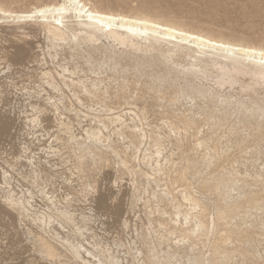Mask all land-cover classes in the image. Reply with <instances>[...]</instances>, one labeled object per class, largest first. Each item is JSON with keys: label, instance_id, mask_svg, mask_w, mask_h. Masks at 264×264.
Masks as SVG:
<instances>
[{"label": "rangeland", "instance_id": "1", "mask_svg": "<svg viewBox=\"0 0 264 264\" xmlns=\"http://www.w3.org/2000/svg\"><path fill=\"white\" fill-rule=\"evenodd\" d=\"M49 1L52 0H0V7L16 10ZM85 1L105 10L150 16L214 37L264 47V0ZM3 21L0 19V26ZM0 28V264H86V260L99 264V260L105 257L106 262V256L111 254L121 264H149V256L159 258L163 264H191L197 254L208 258L212 244L223 242L229 234L228 230L224 233V229L238 232L235 226L242 229L240 231L247 229L254 245L247 247L241 237L235 238L236 233L227 244L254 251L248 252V259L239 252L232 254L229 264H264V201L261 200H264L261 196H264V148L250 142L252 128L240 125L242 117L254 107L252 98L264 99V90L258 89L252 94L238 85L219 87L214 81L216 68L211 62L201 61V65L207 66L206 75L183 71L195 57L176 52L173 57L164 58L158 51H150L148 44L139 39L128 46L103 37L95 47L65 42L50 49L43 33L9 26ZM93 81L99 86L102 101L82 92V86ZM194 87L203 88L230 106L228 120L217 126L220 130L212 127L214 119L201 124L199 133L183 129L175 133L162 125L167 117L177 114L191 115L198 120L204 118L195 104L208 105V97L192 100L178 93ZM137 96L139 99L135 100ZM169 96L175 99L171 103L167 101ZM143 107L145 112L141 110ZM117 115H121V120L115 122ZM132 124L143 131L144 140L118 130L122 125ZM238 127L240 134L231 136L230 132ZM92 130L100 133L99 139L90 136ZM193 134L196 137L209 134L210 145L193 148L196 138ZM80 154L85 156L83 160ZM122 160L127 165L123 166ZM186 166L189 170L183 181L194 179L192 184L190 180L174 181L172 177ZM125 169H129L128 172ZM209 173L211 175H206ZM223 173L235 179L228 195L230 202L257 195L259 206L256 209L243 205L225 223H229L227 227L221 223L219 227L216 225L218 228L193 235L190 229L195 219L185 220L183 213L194 206L183 200L182 191L185 188L197 199L200 196L199 205L193 211L204 212L202 218L207 217L204 220L210 227L212 221L216 224L218 197L209 188L204 191L202 185ZM260 189L263 192L258 194ZM202 201L209 204L205 207ZM13 204L21 207L13 208ZM187 233H191L190 236ZM39 238L55 246L54 258L44 252ZM77 247H80L81 257L74 254Z\"/></svg>", "mask_w": 264, "mask_h": 264}, {"label": "bare ground", "instance_id": "2", "mask_svg": "<svg viewBox=\"0 0 264 264\" xmlns=\"http://www.w3.org/2000/svg\"><path fill=\"white\" fill-rule=\"evenodd\" d=\"M0 19L4 20L3 25L0 27H5L9 26L12 28H21L24 30H30L33 32H40L43 33L45 36L48 46H50V49H53L57 45H61L65 42L69 44H81L84 43L88 46L95 47L96 43L101 40L103 37L105 38H110L115 42H118L121 45H134L135 42L139 40L145 41L148 45V48L150 51H158L160 55L164 56V58L168 57H173L174 53L176 52H184L188 56H193L195 57V60L193 62H190L188 66L183 68V71L195 73V74H201V75H206L208 74L207 66L201 65V61L206 59L207 61L211 62V65L213 68H216L215 75H214V81L219 87L229 85V86H235L238 85L241 87L243 91H246L248 93H255L258 91V89L264 90V47L262 46H257L253 44H247V43H242L238 41H233L229 39H224L221 37H214L208 34H204L202 32L186 28L174 23L162 21L150 16H144V15H136V14H127L123 12H113L111 10H105L99 7H96L94 5H90L88 2L85 0H52L49 2H45L42 4H37L31 8H19V9H7L5 7H0ZM1 29V28H0ZM23 34V33H22ZM1 35V32H0ZM26 35V34H25ZM27 36V35H26ZM24 37V36H23ZM19 38V37H18ZM19 40V39H18ZM20 41V40H19ZM22 41V40H21ZM10 42V41H8ZM66 43V44H67ZM36 44V43H35ZM68 44V45H69ZM165 48H162L164 47ZM59 47V46H58ZM48 48V47H47ZM147 48V47H146ZM31 49V48H30ZM49 49V50H50ZM21 50V49H20ZM42 51V50H41ZM46 51V48H45ZM16 52V51H15ZM47 53V52H46ZM51 54V53H50ZM20 55V54H19ZM42 55V54H41ZM40 55V56H41ZM49 55V54H48ZM27 56V55H26ZM52 56V55H51ZM50 56V57H51ZM19 57V56H17ZM42 57V56H41ZM44 57V56H43ZM48 57V56H47ZM54 58V56L52 57ZM9 61V60H8ZM43 61V60H42ZM45 61V60H44ZM41 62V61H40ZM7 63V62H6ZM9 64V63H8ZM53 64V63H52ZM18 65V64H17ZM20 66V65H18ZM61 69V68H60ZM64 69V68H63ZM67 70V68H66ZM65 71V70H64ZM47 72V71H46ZM49 72V71H48ZM47 72V73H48ZM67 72V71H65ZM62 73V72H61ZM59 74V73H58ZM212 75V74H210ZM47 76V75H46ZM51 76V74H50ZM65 77V76H64ZM69 77V76H67ZM51 78V77H50ZM63 78V77H62ZM71 78V77H70ZM69 78V79H70ZM82 78V77H81ZM66 79V78H65ZM96 80V79H95ZM63 82V81H61ZM71 82V81H70ZM73 82V81H72ZM147 82V81H146ZM51 83V82H50ZM55 83V82H53ZM102 83V82H101ZM128 83V81H127ZM133 84V83H132ZM131 84V85H132ZM57 85V83H56ZM60 85V84H59ZM65 85V84H64ZM73 85V84H72ZM71 85V86H72ZM29 86V85H28ZM68 86V85H67ZM120 86V85H119ZM135 86V85H134ZM142 87V85H140ZM58 87V86H57ZM77 87V85H76ZM98 84L96 81H93L90 85L88 86H82L84 90L82 92H85L90 98L95 99L97 101H100V97L103 95L98 91ZM129 87V86H128ZM151 87V86H150ZM153 87V86H152ZM108 88V87H107ZM106 88V89H107ZM122 88V87H121ZM138 88V87H137ZM140 88V87H139ZM59 89V87H58ZM72 89V88H71ZM105 89V87H104ZM134 89V88H133ZM148 89V87H147ZM153 89V88H152ZM214 89V88H213ZM120 90V89H119ZM132 90V89H131ZM75 91V90H74ZM77 91V90H76ZM126 91V90H125ZM133 91V90H132ZM140 91V90H139ZM142 91V90H141ZM149 91V90H148ZM79 92V91H78ZM77 92V93H78ZM129 92V91H127ZM131 92V91H130ZM156 92V91H155ZM76 93V94H77ZM106 93V91H105ZM115 93V92H114ZM113 93V94H114ZM119 93V92H118ZM123 93V92H122ZM139 93V92H138ZM160 93V92H159ZM178 93H181L187 97H190L192 100L197 99L198 97H208L209 98V103L206 106H202L200 104H195V107H197L198 111L203 112L204 118L202 119H197L196 117H193L191 115H182V116H177V115H172L170 118L167 117L162 125L165 127L170 128L175 133H179L181 129L187 131L189 133V130L193 131H200L201 129V124L209 123L210 120L214 119L216 122L212 126L213 128L216 126L219 127L223 123H225L228 120L229 116V111H230V106L225 104V101L221 100L217 96L208 94L207 91H205L201 87H194L192 90L191 89H181L179 90ZM107 94V93H106ZM120 94V93H119ZM132 94V93H131ZM157 94V93H156ZM155 94V95H156ZM163 94V93H162ZM46 95V94H45ZM102 95V96H101ZM140 95V94H139ZM148 95V94H147ZM164 96V95H163ZM115 97V96H114ZM118 97V96H117ZM123 97V96H122ZM160 97V96H159ZM166 97V96H165ZM177 97V95H176ZM222 97V96H221ZM42 98V97H41ZM78 98V97H77ZM129 98V97H128ZM144 98V97H143ZM146 98V97H145ZM163 98V97H162ZM108 99V98H107ZM139 99L138 96L135 97V100ZM150 99V98H149ZM154 99V98H153ZM160 99V98H159ZM165 99V98H164ZM224 99V98H223ZM229 99V98H228ZM82 99H80L81 101ZM103 100V99H102ZM101 100V101H102ZM111 100V99H110ZM128 100V99H127ZM126 100V101H127ZM156 100V99H155ZM175 100L173 97L169 96L168 100L170 103ZM177 100V99H176ZM231 100V99H230ZM153 101V100H152ZM85 102V101H84ZM96 102V101H95ZM128 102V101H127ZM137 102V101H136ZM141 102V101H140ZM81 103V102H80ZM100 103V102H99ZM103 103V102H102ZM105 103V102H104ZM108 103V102H107ZM158 103V102H157ZM166 103V102H165ZM164 103V104H165ZM191 103V102H190ZM237 103V102H236ZM111 104V103H110ZM143 104V102H142ZM146 104V103H145ZM144 104V105H145ZM149 104V103H148ZM153 104V103H152ZM151 104V105H152ZM162 104V103H161ZM242 104V103H241ZM245 104V103H244ZM243 104V105H244ZM107 105V104H104ZM118 105V104H117ZM124 105V104H123ZM136 105V104H135ZM155 105V104H154ZM169 105V104H168ZM116 106V105H115ZM235 106V105H234ZM241 106V105H240ZM252 106L253 109L250 111L249 114L244 115L240 121V125L243 128H252L253 130V139L250 140L253 145L255 146H262L264 148V99L259 100L252 98ZM54 107V106H53ZM108 107V106H107ZM110 107V106H109ZM138 107V105H137ZM140 107V106H139ZM165 107V106H164ZM103 108V107H102ZM44 109V108H43ZM90 109V108H89ZM101 109V108H98ZM104 109V108H103ZM111 109V108H110ZM112 109L115 110V108L112 107ZM141 108V110H143ZM240 109V107H239ZM248 109V107H247ZM97 110V109H96ZM126 110V109H125ZM148 110V108H147ZM166 110V109H165ZM128 111V110H127ZM139 111V110H138ZM144 111V110H143ZM167 111V110H166ZM112 112V111H111ZM120 112V111H119ZM145 112V111H144ZM147 112V111H146ZM171 112V111H170ZM173 112V111H172ZM171 112V113H172ZM182 112V110H181ZM247 112V111H246ZM145 114V113H144ZM199 114V113H198ZM113 115V114H112ZM115 115V114H114ZM169 115V114H167ZM146 116V115H145ZM202 116V115H201ZM114 117V116H113ZM124 117V116H122ZM143 117V115H142ZM115 118L116 121L121 120V115H117ZM146 118V117H145ZM114 120V119H113ZM133 120V119H132ZM52 121V120H51ZM104 121V120H102ZM112 122V120H111ZM107 124V123H106ZM212 124V123H211ZM210 124V125H211ZM120 125V124H119ZM204 125V124H203ZM209 125V126H210ZM105 126V125H104ZM230 126V125H229ZM65 127V126H64ZM205 127V126H204ZM144 128V127H143ZM208 128V127H207ZM212 128V129H213ZM227 129V128H226ZM66 130V129H65ZM119 131L121 133H127L130 134L132 137L137 138L138 140L142 141L144 140V133L143 131L138 127L136 124L132 125H125V126H120ZM215 130V129H214ZM220 130V129H218ZM117 131V130H116ZM192 131V132H193ZM229 131V130H228ZM231 131V130H230ZM244 131V130H243ZM246 131V130H245ZM90 132V131H89ZM214 132V131H213ZM212 132V133H213ZM222 132V131H221ZM241 132V128H234L231 133V136H238ZM195 133V132H194ZM201 133V132H200ZM227 133V132H226ZM225 133V134H226ZM126 134V135H127ZM211 134V133H210ZM125 135V134H124ZM192 135V134H191ZM220 135V134H219ZM90 136L94 139H99L100 133L98 131L92 130L90 132ZM129 136V135H128ZM146 136V135H145ZM183 136V135H182ZM193 136H195L193 134ZM9 137V136H8ZM126 137V136H125ZM150 137V136H149ZM188 137V136H187ZM196 137V136H195ZM226 137V136H225ZM241 137V136H240ZM102 138V137H101ZM130 138V136L128 137ZM152 138V137H151ZM185 138V137H184ZM191 138V137H190ZM231 138V137H229ZM238 138V137H237ZM154 139V138H152ZM160 139V138H159ZM187 139V138H185ZM189 139V138H188ZM187 139V140H188ZM211 139V136L208 134V136H203V137H196L193 142V148L194 147H204L207 144H209ZM213 139V138H212ZM245 138H243L244 140ZM130 140V139H129ZM155 140V139H154ZM180 140V139H179ZM178 140V142H179ZM186 140V141H187ZM219 140V139H218ZM242 140V141H243ZM99 141V140H98ZM137 141V140H136ZM158 141V140H156ZM183 141V140H182ZM180 141V142H182ZM217 141V139L215 140ZM155 142V141H154ZM132 143V142H131ZM135 144V142H133ZM133 143L131 145H133ZM189 143V142H188ZM218 143V141H217ZM235 143V142H234ZM241 142L238 140V144ZM248 143V141H247ZM103 144V142H102ZM143 144V143H142ZM176 144V142H175ZM236 144V143H235ZM89 145V144H88ZM110 145V143L108 144ZM210 145V144H209ZM213 145V144H212ZM217 145V144H216ZM215 145V146H216ZM223 145V144H222ZM242 145V144H240ZM74 146V145H73ZM86 146V145H85ZM104 146V145H103ZM184 146V145H183ZM221 146V145H220ZM237 146V145H236ZM246 147L248 145H245ZM251 146V145H250ZM88 147V146H87ZM182 147V146H181ZM189 147V146H188ZM210 147V146H209ZM229 147V146H228ZM254 147V146H253ZM97 148V147H95ZM107 148V147H106ZM160 148V146H159ZM217 148V146H216ZM215 148V149H216ZM233 148V147H232ZM245 148V147H244ZM80 149V148H79ZM138 149V148H136ZM179 149V148H178ZM199 149V148H198ZM221 149V148H220ZM81 150V149H80ZM89 150V148L87 149ZM86 150V151H87ZM96 150H101L96 149ZM139 150V149H138ZM149 150V149H148ZM154 150V149H153ZM160 150V149H159ZM162 150V149H161ZM182 150V149H180ZM214 150V149H213ZM245 150V149H244ZM262 150V149H261ZM150 151V150H149ZM157 151V150H156ZM193 151H197L194 150ZM191 151V152H193ZM238 151V149H237ZM242 151V150H241ZM92 153V151H90ZM100 152V151H99ZM122 151H120L121 153ZM181 152V151H180ZM210 152V151H209ZM216 152V151H215ZM81 153V152H80ZM84 153V151H83ZM117 153V152H116ZM157 154H160L159 151L156 152ZM184 153V152H183ZM189 153V150H188ZM95 155V153H93ZM124 155H127L123 153ZM182 154V153H181ZM240 154V152H239ZM80 154L79 156H81ZM150 155V154H149ZM156 155V154H154ZM193 155V154H192ZM232 155V154H231ZM241 155V154H240ZM90 156V154H89ZM92 156V155H91ZM99 160H100V155H98ZM108 156V153L106 154L105 157ZM148 156V155H147ZM160 156V155H159ZM194 156L195 153H194ZM85 157V156H84ZM82 157V160L84 159ZM188 157V155H187ZM204 157V156H203ZM202 157V158H203ZM221 157V156H220ZM234 157V155H232ZM259 157V156H258ZM95 158V156H94ZM201 158V157H200ZM226 158V157H225ZM229 158V157H228ZM227 158V159H228ZM240 158V156H239ZM103 159V158H102ZM122 159H125L122 157ZM127 159V157H126ZM223 159V158H221ZM261 159V158H260ZM80 160V161H82ZM106 160V158H105ZM108 160V158H107ZM188 160V159H186ZM186 160L184 162H186ZM190 160V159H189ZM193 160V158H192ZM204 160V159H203ZM211 160V159H210ZM220 160V159H218ZM217 160V162H218ZM234 160V159H233ZM93 161V159H92ZM95 161V160H94ZM128 161V160H127ZM196 161V159H195ZM121 162V161H120ZM159 162V161H158ZM204 163V161H202ZM221 162V161H220ZM218 162V163H220ZM123 163L122 165L124 166L127 162L122 160ZM130 163V162H129ZM128 163V164H129ZM190 162H188V165ZM200 163V162H198ZM214 164V161L212 162ZM217 163V164H218ZM80 164V163H78ZM148 164V162H147ZM160 164V163H159ZM187 164V163H186ZM194 164V161L192 162ZM206 164V163H205ZM127 165V164H126ZM182 165V164H181ZM178 166V165H177ZM210 166V165H209ZM128 168L127 166H125ZM135 167V166H134ZM176 167V166H175ZM185 167V165H184ZM181 172H178V175L176 177H172V179H176L179 182L183 180H186L185 177L188 175V168H184ZM215 167V166H214ZM220 167V166H219ZM161 168V167H160ZM178 168V167H177ZM191 168V166H190ZM204 168V167H203ZM206 168V167H205ZM110 169V168H109ZM133 169V168H132ZM180 169V168H179ZM188 169V170H187ZM222 169V168H221ZM83 170V169H82ZM127 170V169H125ZM129 170V169H128ZM127 170V172H128ZM175 170V169H174ZM132 171V170H131ZM129 171V172H131ZM209 171V170H208ZM140 172V171H139ZM142 172V171H141ZM176 172V171H175ZM202 172V171H201ZM213 171H211L212 173ZM216 172V170L214 171ZM229 172V171H228ZM196 173V172H195ZM203 173V172H202ZM211 173L206 174V175H211ZM143 174V173H142ZM141 174V175H142ZM218 174V173H217ZM139 175V176H141ZM174 175V174H173ZM214 175V174H213ZM2 176V175H1ZM143 176V175H142ZM141 176V178H142ZM152 176V175H151ZM190 176V174H189ZM206 177V176H204ZM212 177V176H211ZM245 177V176H244ZM191 178V177H189ZM204 179L203 177H200V179ZM236 178V177H235ZM239 178V177H238ZM237 178V179H238ZM248 178V177H247ZM201 179V180H202ZM206 179V178H205ZM236 179V180H237ZM174 180V181H176ZM190 180V179H189ZM187 180V181H189ZM194 180V179H191ZM190 180V182H191ZM200 180V181H201ZM233 175L228 173L224 175H214V178L206 180L205 185H202V188H205L208 190V188L218 197V203L217 208H216V224L214 221H212V226L206 225L208 223L205 222V218H202V212L197 211L194 212L193 210L199 205V198L200 196L195 197L193 194H190L191 192L186 191L184 188V191H182V197L183 200L190 201L191 204L194 206V208L189 211V212H182L183 217L185 220H188L190 217H193L195 219V222L191 227H188L190 231L193 233L197 232H204V231H209V229H214L218 228L219 225L223 226V223H227L229 218H232L235 216V214L240 210L243 205H248L253 206L256 208V206H259V198L254 196H251L250 198H245L243 200L236 199L233 202L228 200V195L233 186ZM240 180V179H239ZM253 180V179H252ZM108 181V180H107ZM173 181V182H174ZM185 181L184 183H186ZM203 181V180H202ZM250 181V180H249ZM259 181V180H258ZM182 182L180 184H182ZM190 182H188L190 184ZM235 182V181H234ZM243 182V181H242ZM257 182V181H256ZM114 183V182H113ZM176 183V182H175ZM199 183V182H198ZM203 183V182H202ZM200 182V184H202ZM238 183V182H237ZM245 183V182H244ZM249 183V182H248ZM246 183V186L247 184ZM253 183V182H252ZM258 183V182H257ZM188 184V185H189ZM192 184V182H191ZM194 184V183H193ZM197 184V183H196ZM243 184V183H242ZM185 185V184H184ZM186 185V187L188 186ZM237 185V184H236ZM251 185V184H250ZM181 186V185H180ZM179 186V187H180ZM201 186V185H200ZM243 186V185H242ZM249 186V185H248ZM258 186V185H257ZM262 186V185H261ZM102 187V186H101ZM125 187V186H124ZM183 187V186H181ZM185 187V186H184ZM189 187V186H188ZM190 187H192L190 185ZM195 188V187H194ZM241 188V187H240ZM243 188V187H242ZM249 188V187H248ZM259 188V187H258ZM105 189V188H104ZM188 189V188H187ZM191 190V189H190ZM203 190V189H202ZM209 190V191H210ZM249 189H247L248 191ZM252 190V189H251ZM257 190V189H256ZM209 191H206L208 193ZM255 191V190H254ZM263 192V190H259L257 192L258 194ZM169 192V191H168ZM201 192V191H200ZM203 192V191H202ZM201 192V193H202ZM252 192V191H251ZM250 192V193H251ZM211 193V194H212ZM244 193V192H243ZM246 193V192H245ZM254 193V192H252ZM98 194V193H97ZM179 194V193H178ZM203 194V193H202ZM210 194V195H211ZM237 194V193H236ZM255 194V193H254ZM204 195V194H203ZM249 195V194H248ZM251 195V194H250ZM206 196V195H205ZM209 196V195H207ZM213 196V194H212ZM236 196V195H235ZM247 196V194H246ZM264 197L263 195H261ZM215 197V199H216ZM261 197V198H262ZM113 198V197H112ZM181 198V196H180ZM243 198V197H242ZM94 199V198H93ZM97 200V199H96ZM202 200V199H201ZM262 201L263 198L261 199ZM5 201V200H4ZM181 202V201H180ZM203 202V201H202ZM205 202V201H204ZM203 202V203H204ZM28 203V202H27ZM183 203V202H181ZM246 203V204H245ZM248 203V204H247ZM262 203V202H261ZM18 204V203H17ZM17 204H13V208H16ZM176 204V203H175ZM204 203L203 205L205 206ZM179 205V204H178ZM202 205V203H201ZM250 205V206H249ZM20 206V205H18ZM17 206V207H18ZM125 206V205H124ZM203 206V207H204ZM263 207V204L261 205ZM21 207V206H20ZM189 207H191L189 205ZM206 207V206H205ZM245 207V206H244ZM261 207V209H262ZM12 208V209H13ZM177 208V207H176ZM180 208V207H178ZM248 208V209H249ZM260 208V207H259ZM20 209V208H19ZM25 209V208H22ZM202 209V207L200 208ZM208 209V208H206ZM252 209V208H251ZM257 209V208H256ZM16 210V209H15ZM180 210V209H179ZM183 210V209H182ZM189 210V209H188ZM246 210V209H245ZM243 210V212L245 211ZM19 211V210H18ZM21 211V209H20ZM19 211V212H20ZM185 211V209H184ZM206 211V210H205ZM208 211V210H207ZM206 211V212H207ZM23 212V211H22ZM247 212V210H246ZM249 212V211H248ZM18 213V212H15ZM24 213L27 214V211ZM251 213V212H250ZM23 214V213H22ZM209 214V213H208ZM19 215V214H18ZM21 215V213H20ZM25 215V214H24ZM206 215V214H205ZM204 215V216H205ZM211 215V214H210ZM207 215V216H210ZM239 215V214H237ZM22 216V215H21ZM105 216V215H104ZM215 216V215H214ZM245 216V215H244ZM20 217V216H19ZM182 217V218H183ZM211 218V217H210ZM209 219V217H208ZM37 220V219H36ZM41 220V219H40ZM191 219L190 221H192ZM211 220V219H210ZM43 221V220H42ZM41 221V222H42ZM218 221V222H217ZM226 221V222H223ZM188 222V221H187ZM211 222V221H210ZM230 222V221H229ZM40 223V222H39ZM49 223V222H48ZM219 223V224H218ZM190 224V222L188 223ZM229 224V223H228ZM227 224V225H228ZM44 225V224H43ZM216 225L218 227H216ZM225 224L223 227H227ZM191 226V225H190ZM221 226V227H222ZM238 226V225H237ZM174 228V227H173ZM231 228V227H230ZM236 230L238 232H235L234 229L233 231H230L231 229H224L228 230L229 234L225 235V239H223V242H218V243H211L212 244V254L206 258L202 254H197L195 255L192 260L191 264H229L230 259L232 257V254H235L236 252L241 253L242 255L247 257V254L249 251L247 249L241 250L239 249L241 245L235 246V247H230L227 244V241L232 237L234 233H236L239 237H236L237 239H241L245 242L243 244H247V247H249L252 242H253V237L249 235L250 233L247 232V229L244 231H240L242 229H237L235 226ZM187 229H183V231H186ZM249 230V229H248ZM216 231V230H215ZM218 231V229H217ZM252 231V230H251ZM250 231V232H251ZM187 232V231H186ZM219 232V231H218ZM227 232V233H228ZM254 233V232H253ZM186 233H183V235ZM188 236H190L189 233H187ZM205 234V233H204ZM256 234V233H255ZM194 235V234H193ZM197 236V234H195ZM201 235H203L201 233ZM187 236V235H185ZM187 236V237H188ZM205 236V235H204ZM184 237V236H183ZM201 237V236H200ZM220 238V236H218ZM222 237V236H221ZM41 238V237H40ZM39 238V239H40ZM185 238V237H184ZM193 238V236H192ZM218 238V240H219ZM224 238V236H223ZM234 238V237H233ZM38 239V240H39ZM257 239V238H256ZM190 240V239H189ZM221 240V238H220ZM40 243L43 246L44 252L47 253L49 256H53L57 253L56 248L54 245L49 243L48 241L44 239H40ZM62 241V240H61ZM234 241V240H233ZM217 242V241H216ZM232 243V241H230ZM78 243V242H77ZM236 243V242H235ZM82 244V243H81ZM93 244V243H92ZM40 245V244H39ZM249 245V246H248ZM254 245V244H252ZM41 246V247H42ZM84 246V245H83ZM252 247V246H251ZM254 249V248H253ZM82 250V249H81ZM211 250V249H210ZM97 251V250H96ZM254 251V250H252ZM251 251V253H253ZM34 252V251H33ZM43 252V251H42ZM43 252V254H44ZM109 252V251H107ZM90 253V252H88ZM256 253V251H255ZM254 253V254H255ZM74 254L76 257H81V251L80 247L74 248ZM92 254V253H91ZM107 254V253H106ZM110 254V253H109ZM108 254V255H109ZM145 254V253H144ZM253 254V255H254ZM46 255V256H47ZM154 255V254H153ZM205 255V254H204ZM222 255V256H220ZM240 255V254H237ZM241 255V256H242ZM251 255V254H250ZM95 256V255H94ZM99 256V255H98ZM106 256V255H105ZM155 256V255H154ZM153 256V257H154ZM219 256V257H218ZM242 256V257H244ZM249 256V255H248ZM57 257V255H56ZM106 262H105V257L102 261L99 260V264H121L119 260L115 259L116 256L112 257L111 256H106ZM115 257V258H114ZM150 259L148 262L149 264H163L161 263L159 258L158 260L156 259H151V256H149ZM156 257V256H155ZM160 257V256H159ZM254 257V256H253ZM46 258V257H45ZM145 258H148L146 256ZM233 258V257H232ZM250 258V257H249ZM256 258V256L254 257ZM252 258V261L253 259ZM52 259V258H51ZM170 259V258H169ZM248 259V257H247ZM50 260V259H49ZM53 260V259H52ZM164 261L163 259H161ZM168 260V259H167ZM245 260V259H244ZM251 260V259H249ZM257 260V259H256ZM54 261V260H53ZM89 261V260H88ZM251 261V262H252ZM140 262V261H139ZM166 262V260H165ZM168 262V261H167ZM170 262V261H169ZM172 262V261H171ZM58 263V262H57ZM61 263V262H60ZM86 264H90V262H85ZM145 263V261H144ZM51 264V263H50ZM123 264V263H122ZM169 264V263H167ZM175 264V263H173Z\"/></svg>", "mask_w": 264, "mask_h": 264}]
</instances>
